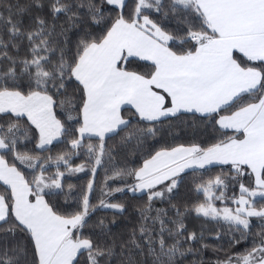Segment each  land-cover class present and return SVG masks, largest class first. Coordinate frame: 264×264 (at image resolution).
Wrapping results in <instances>:
<instances>
[{
  "label": "snow or ice",
  "instance_id": "snow-or-ice-1",
  "mask_svg": "<svg viewBox=\"0 0 264 264\" xmlns=\"http://www.w3.org/2000/svg\"><path fill=\"white\" fill-rule=\"evenodd\" d=\"M0 264H264V0H0Z\"/></svg>",
  "mask_w": 264,
  "mask_h": 264
},
{
  "label": "trees",
  "instance_id": "trees-1",
  "mask_svg": "<svg viewBox=\"0 0 264 264\" xmlns=\"http://www.w3.org/2000/svg\"><path fill=\"white\" fill-rule=\"evenodd\" d=\"M77 162H78V161H77ZM102 178H103V172L101 171V173H100L99 176H98V180H102ZM82 179H83V178H82ZM73 182L79 184L81 181H79V180H73ZM158 206H159V205H158ZM109 218H110V217H109ZM191 226H197V227H198V222H196V221L191 222L190 227H191Z\"/></svg>",
  "mask_w": 264,
  "mask_h": 264
}]
</instances>
